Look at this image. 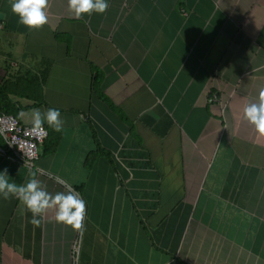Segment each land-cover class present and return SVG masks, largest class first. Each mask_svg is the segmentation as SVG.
Listing matches in <instances>:
<instances>
[{
	"label": "crops",
	"instance_id": "1",
	"mask_svg": "<svg viewBox=\"0 0 264 264\" xmlns=\"http://www.w3.org/2000/svg\"><path fill=\"white\" fill-rule=\"evenodd\" d=\"M11 3L2 103L64 124L31 167L0 153V172L73 187L86 218L82 233L54 211L35 227L0 198V264H72L77 233V264H264V137L243 115L264 88V0H107L82 19L49 0L39 30Z\"/></svg>",
	"mask_w": 264,
	"mask_h": 264
},
{
	"label": "clouds",
	"instance_id": "2",
	"mask_svg": "<svg viewBox=\"0 0 264 264\" xmlns=\"http://www.w3.org/2000/svg\"><path fill=\"white\" fill-rule=\"evenodd\" d=\"M68 10L76 19L94 12L104 13L108 8L107 0H67ZM49 0H12L11 10L19 18V23L29 29L39 30L48 23L47 9ZM244 118L255 127L260 137H264V88L258 93L256 102H249L243 109ZM44 124L56 132L63 128L64 121L59 109L48 108L42 112L39 108L32 111V125L35 130L43 129ZM29 173L24 184L11 181L7 169L0 172V198L8 200L15 197L22 205L21 214L30 212L32 223L40 227L45 215L54 211L55 220L70 226L74 231L82 233L85 228L86 204L80 194L70 186L65 192L50 193L42 182Z\"/></svg>",
	"mask_w": 264,
	"mask_h": 264
},
{
	"label": "built area",
	"instance_id": "3",
	"mask_svg": "<svg viewBox=\"0 0 264 264\" xmlns=\"http://www.w3.org/2000/svg\"><path fill=\"white\" fill-rule=\"evenodd\" d=\"M46 135L45 126L41 130H35L32 124L22 123L14 114L0 109V137L3 141L0 145L1 154L7 152L10 158L31 167L38 156V145ZM79 237L77 233L71 244L72 264H77Z\"/></svg>",
	"mask_w": 264,
	"mask_h": 264
},
{
	"label": "trees",
	"instance_id": "4",
	"mask_svg": "<svg viewBox=\"0 0 264 264\" xmlns=\"http://www.w3.org/2000/svg\"><path fill=\"white\" fill-rule=\"evenodd\" d=\"M41 63H42V65H41V69H40V71H39V74H40L41 77H43V75H44L45 72H46L47 64H44V63H46V61H44V59H42V58H41ZM3 96H4V95H3V93H2V88H1V86H0V109H1L2 111H5V112H11L12 114H15L13 110L8 109L7 107H5V106L3 105L2 100H1ZM46 129H47V135H46V136L44 137V139L42 140V142H45V143H46L47 139L49 138V136L52 134V130H53V129L49 128V127H46ZM0 142H2L1 139H0ZM50 142H51V145L48 147V146H46V144H45V146H44L45 148H44V149H49V148H51V146H52V144L54 143V141L51 140Z\"/></svg>",
	"mask_w": 264,
	"mask_h": 264
}]
</instances>
